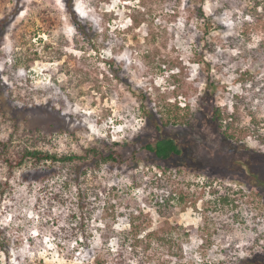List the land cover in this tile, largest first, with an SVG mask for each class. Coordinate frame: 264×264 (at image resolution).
<instances>
[{
    "label": "rangeland",
    "instance_id": "374dc122",
    "mask_svg": "<svg viewBox=\"0 0 264 264\" xmlns=\"http://www.w3.org/2000/svg\"><path fill=\"white\" fill-rule=\"evenodd\" d=\"M67 1L0 0V22L9 19L0 40V113L6 114L0 140L16 124V141L38 140L53 153L119 143L131 157L148 141L174 137L188 154L167 171L141 151L137 166L129 160L102 172L124 215L118 232L133 217L143 236L164 237L175 227L180 257L139 248L133 262H264V146L253 134L264 119V20L256 0H205L204 20L196 17L198 0H75L80 17L98 31L95 50L75 30ZM110 63L122 69L124 82ZM215 107L235 117L241 143L210 126ZM150 109L179 123L158 130L147 118ZM22 172L16 171L13 194L0 198V226L11 238L0 264H92L67 225L54 224L66 219L65 208L51 203L42 185L23 184ZM5 175L0 164V180ZM224 195L235 203L219 206ZM103 218L95 210L92 246L104 254L96 230Z\"/></svg>",
    "mask_w": 264,
    "mask_h": 264
},
{
    "label": "trees",
    "instance_id": "16d2710c",
    "mask_svg": "<svg viewBox=\"0 0 264 264\" xmlns=\"http://www.w3.org/2000/svg\"><path fill=\"white\" fill-rule=\"evenodd\" d=\"M205 0H198L196 9V17L204 20L206 13L204 10ZM257 8L261 9V17L264 20V0H256ZM67 13L70 15L75 30L82 37L84 44L88 45L92 50L97 49L96 38L98 31L96 27L82 19L77 9L75 0H68L66 4ZM9 19L6 18L0 22V40L4 36V31ZM112 74L117 80L124 82L122 69L110 63ZM1 109V108H0ZM2 111V110H0ZM2 117H6L5 112L0 113ZM147 118L154 127L162 130L163 127H169L179 123L177 116H171L164 111L149 110ZM211 127L218 128L221 134L229 142H240L235 128V117L226 114L220 107H215L210 116ZM14 130L9 134L8 139L0 140V164L5 169V176L0 180V198L12 195L14 192L13 180L16 177V171H23L19 180L29 186L42 185L46 195L51 203H56L65 208L66 219L63 221H54L58 228L67 225L64 229L72 237L78 249L81 248L89 253L92 264H145L146 261H135L130 255L137 253L140 248L143 253L153 250L157 255L161 252H171V257H180L177 241L172 234L175 230L174 226H170L164 231L167 236L159 235V233L150 232L147 236L140 235L141 225L138 218L133 217L129 222V229L118 232L116 230V222L118 218L124 217L120 215L117 206L114 203L113 194L116 187L107 182L104 175V169L110 172L114 168H124L129 160L137 166V155L142 151L147 155L153 156L158 164L163 163L167 166V171L175 161L183 159L188 154L186 145L174 137L164 136L153 141H148L133 149L131 157H126L117 147L119 143H112L102 149L98 146H89L83 149L82 153L77 154H58L40 148L39 141L26 142L16 141L18 126L14 124ZM253 134L261 146H264V119L256 122ZM252 130V129H251ZM30 143V144H29ZM126 146V145H124ZM29 165V170L25 171ZM212 173L210 172V175ZM162 182V180H160ZM210 185V181L207 182ZM214 192H216L214 190ZM172 200L174 197H171ZM169 201V199H168ZM219 206H231L235 200L224 195L218 198ZM52 206V205H51ZM55 207H52V210ZM95 210H102L104 218L102 219L101 228L96 229L103 246L107 249L106 253H99L93 249L92 241L95 236L93 234V221ZM63 214V213H62ZM64 215V214H63ZM60 219H63L64 216ZM114 221V225L110 223ZM61 222H64L62 225ZM163 233V231H161ZM112 234H117L113 236ZM116 239V247L112 248V242ZM70 241V240H69ZM11 242L9 229L0 226V250L8 252ZM59 244V243H58ZM147 260L154 261L153 257H147ZM162 264H177L171 261H163ZM156 264V263H155ZM218 264H225L220 262ZM235 264H264L260 260H251L250 258L241 259Z\"/></svg>",
    "mask_w": 264,
    "mask_h": 264
}]
</instances>
